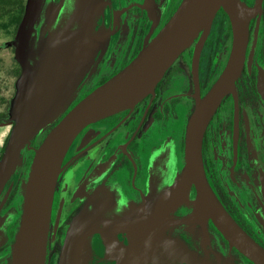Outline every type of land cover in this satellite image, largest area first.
<instances>
[{
	"label": "water",
	"instance_id": "obj_1",
	"mask_svg": "<svg viewBox=\"0 0 264 264\" xmlns=\"http://www.w3.org/2000/svg\"><path fill=\"white\" fill-rule=\"evenodd\" d=\"M222 8L233 27L228 62L209 92L197 98L185 135V165L176 183L165 179L171 170L162 153L149 197L137 209L121 208L111 199L97 202L74 219L62 249V264H208L183 242L165 235L172 225L210 219L232 247L255 264H264V249L234 221L220 203L205 175L202 140L223 95L239 75L248 37V21L256 12L241 0H184L173 16L121 71L74 105L35 149L24 188L20 226L11 264H45L53 193L63 159L77 135L88 125L134 107L153 92L166 70L197 38L192 71L217 11ZM105 0H28L18 28L22 86L16 124L0 164V194L11 174L21 169L19 151L34 135L56 121L87 80L107 42ZM195 188L194 210L174 212ZM11 187V186H10ZM10 188L5 194L4 203ZM1 207V206H0ZM0 218V226L4 220ZM5 233L0 228V243Z\"/></svg>",
	"mask_w": 264,
	"mask_h": 264
},
{
	"label": "flooded vegetation",
	"instance_id": "obj_2",
	"mask_svg": "<svg viewBox=\"0 0 264 264\" xmlns=\"http://www.w3.org/2000/svg\"><path fill=\"white\" fill-rule=\"evenodd\" d=\"M60 1L52 3L56 6ZM183 1L105 0L107 42L101 57L57 121L25 145L18 177L9 179L0 194V218L5 219L0 226L5 233L0 243V264L12 261L22 216V182L35 149L74 105L126 67ZM241 1L256 12L248 21L241 71L205 128L202 160L208 183L220 203L264 249V0ZM27 3L25 0L26 7ZM201 36L202 32L172 63L152 93L134 107L86 126L74 139L54 188L45 264H62V249L74 219L90 212L100 200L111 199L129 211L144 203L152 192L158 175L156 163L162 153H169L171 160L172 172L165 181L169 186L176 183L185 165L186 128L197 98L213 87L232 49L233 27L222 8L201 46L195 78L192 62ZM195 195L192 186L190 198ZM192 209L191 204L183 203L171 214L185 216ZM165 235L183 242L205 263L255 264L232 247L210 219L172 225Z\"/></svg>",
	"mask_w": 264,
	"mask_h": 264
},
{
	"label": "rangeland",
	"instance_id": "obj_3",
	"mask_svg": "<svg viewBox=\"0 0 264 264\" xmlns=\"http://www.w3.org/2000/svg\"><path fill=\"white\" fill-rule=\"evenodd\" d=\"M18 36V29H9L6 31L0 29V116H6L10 118V122L7 124H0V164L11 140L10 138L12 136L13 127L16 124V119L13 118V115L16 111L15 104L17 103L18 95L22 86L23 67L19 61L18 55ZM20 71L21 74L19 73ZM56 121L42 128L34 135L32 139L39 138L38 135L48 130V128L51 127ZM24 147L19 151L18 154V159L21 161L22 165ZM14 176V174H11L9 179L13 180ZM26 180L27 178L23 179L22 188L23 185L26 184ZM195 198L196 195L191 199L189 193L187 201L184 202V204L192 205V211L194 210ZM7 216L10 217L11 215L9 214ZM3 219L4 218L1 220Z\"/></svg>",
	"mask_w": 264,
	"mask_h": 264
},
{
	"label": "trees",
	"instance_id": "obj_4",
	"mask_svg": "<svg viewBox=\"0 0 264 264\" xmlns=\"http://www.w3.org/2000/svg\"><path fill=\"white\" fill-rule=\"evenodd\" d=\"M26 10L25 0H0V29L17 30ZM10 122V118L0 116V124Z\"/></svg>",
	"mask_w": 264,
	"mask_h": 264
},
{
	"label": "bare ground",
	"instance_id": "obj_5",
	"mask_svg": "<svg viewBox=\"0 0 264 264\" xmlns=\"http://www.w3.org/2000/svg\"><path fill=\"white\" fill-rule=\"evenodd\" d=\"M200 219L201 220H204L205 219V215L202 214L201 217H200Z\"/></svg>",
	"mask_w": 264,
	"mask_h": 264
},
{
	"label": "crops",
	"instance_id": "obj_6",
	"mask_svg": "<svg viewBox=\"0 0 264 264\" xmlns=\"http://www.w3.org/2000/svg\"><path fill=\"white\" fill-rule=\"evenodd\" d=\"M203 262V261H202ZM205 263V262H204ZM209 264V263H208Z\"/></svg>",
	"mask_w": 264,
	"mask_h": 264
}]
</instances>
